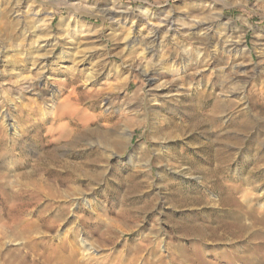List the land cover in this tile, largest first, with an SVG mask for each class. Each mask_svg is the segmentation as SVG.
<instances>
[{
	"label": "rangeland",
	"instance_id": "obj_1",
	"mask_svg": "<svg viewBox=\"0 0 264 264\" xmlns=\"http://www.w3.org/2000/svg\"><path fill=\"white\" fill-rule=\"evenodd\" d=\"M213 5L210 0H0V151L11 155L10 162L44 156L42 166L53 161L52 172L60 176L65 163L78 166L97 157V166L85 167L92 174L104 172L98 184L89 178L75 182L81 191L62 182L44 191L0 181V264H59L48 257L63 244L68 253L75 249L81 263L88 258V246L82 247L87 244L97 250L94 264H127L130 246L144 236L146 260L156 258L148 252L154 247L167 258L171 252L165 244L177 240L178 226L215 225L217 217L228 214L218 206L225 181L241 184L248 199L264 202V0L221 1L225 18L236 20L245 32V55L215 56L205 71L196 66V45L187 26L219 13ZM111 7L136 13L147 9L153 20L139 13L116 21L104 17ZM170 16L176 32L163 23ZM155 28L162 43L149 54L146 41ZM130 38L135 44L129 50ZM184 51L192 57L187 69ZM208 54V59L214 55ZM147 65L161 69L153 81L143 74ZM238 66L247 74L235 73ZM255 66L259 75L249 70ZM75 73L81 78L71 87L67 77ZM235 88L243 94L234 95ZM204 91L208 101L201 100L198 108L200 100L193 97H203ZM71 99L89 117L111 115V122L89 119L87 130L120 137L122 147L107 151L97 136L77 146L53 139V113L47 106L57 104L58 116ZM215 100L227 103L220 118L210 121ZM13 120L25 133L43 124V132L36 129L41 138L17 139ZM217 156L229 157L218 161ZM23 167L11 170L12 180ZM136 185L142 189L136 191ZM2 192L19 194L27 204L5 202ZM201 192L207 200L194 202ZM44 193L48 197L39 196ZM143 203L145 212L138 209ZM123 210L129 218L120 216ZM179 241L186 248L198 242ZM198 244L212 246L211 241Z\"/></svg>",
	"mask_w": 264,
	"mask_h": 264
},
{
	"label": "bare ground",
	"instance_id": "obj_2",
	"mask_svg": "<svg viewBox=\"0 0 264 264\" xmlns=\"http://www.w3.org/2000/svg\"><path fill=\"white\" fill-rule=\"evenodd\" d=\"M46 1L51 2L52 0H46ZM195 1L199 3L202 0H195ZM221 1L222 0H210V6L214 4L213 8L216 11H219V13H216V15L212 16L211 18H206L204 20H199V21L194 20L192 23L188 24L187 26L188 32H189L188 38L192 40L194 44L196 45L195 50H194L195 56H196V66H199L200 68L203 67L205 71L206 69L208 70V63L214 60L215 56H219L221 60L222 59L231 60V59H236L239 56L245 55V50H244L245 32L238 29V27L235 26V24L237 25L238 23L236 20H232V19L227 20L225 18L223 11L222 10L220 11L218 8L220 6ZM15 12L19 13V10ZM138 13L140 16L145 17L146 20H149V21L153 20V16H154L153 13H150V11H148L147 9L145 12H138ZM138 13L134 11H130V10H120V9L111 7V9L109 8L108 10L104 12V17H111V19H114L116 21V19H125V18L136 16ZM37 15L38 13L36 14V16ZM163 23L165 24L166 27H170L171 30L176 25L174 19H172L171 16L166 17L163 20ZM173 30H175L176 32L177 29H173ZM159 33H160L159 29L157 28L152 29L151 34L148 40L146 41V47H145L146 53H149V54L152 53L153 48H155V46L161 45L162 42L161 43L159 42ZM133 40L131 38L127 40L126 48H128L129 50L134 47L135 41ZM209 51H211V54L212 53L214 54L210 59H208L211 56V55L209 56L208 54ZM191 59L192 57H190L189 52L184 51L181 57V60L184 61L183 68L187 69L190 66L189 63ZM236 69L237 71L234 70L235 73L240 72L241 74H244V75L247 74L245 70H242V68L240 69L239 66ZM159 70L161 69L160 68L158 69V65H152V66L147 65L145 66L143 70V74L147 78V81H153L155 79L154 77L157 75ZM174 70H175V67H174ZM249 70H252L253 73L255 74L261 72L259 71V68H257L256 66ZM80 78L81 76L79 73L69 75L67 77L68 85L72 87L79 81ZM191 87L195 89V85L192 84ZM233 90H234L233 91L234 95L241 96L243 94L242 92L238 90V88L237 89L235 88ZM179 93L182 94L181 92ZM203 93H204L203 97L201 96L193 97V101L200 100L199 103H196L198 108L201 107V104H200L201 100L202 101L205 100V102L208 101L206 98H209V97H206L204 99L205 91ZM69 103H71L69 107L62 108L61 109L62 111L59 110L61 114L59 113L60 115L58 114V116L55 113L56 107L58 106L57 104H55V106L54 105L47 106L50 109L51 113H53L51 115L53 116V120H54L53 126L55 127L51 129V132L49 133V134L54 135L53 139H55L58 142H62L65 140V141H68L70 145L77 146L83 139H86L87 137H91V136H97L99 137L100 141L103 140L102 142H100V144L104 145V147L107 148V151L108 150L117 151V149L119 150L122 147V143L124 142V140L120 137L113 136L112 134L108 132H106L105 134H102V133H93L87 130L90 125L88 122L89 119L91 120L101 119L102 120L104 118L106 122H111L112 120L111 115L108 118H105L103 114L101 113V114H95L92 117H89L87 112L84 110L85 108L82 109L83 107L82 108L79 107L72 99L69 100ZM226 103L227 102L222 101V100H215L214 103L212 104L211 109L209 110V114L207 115V118H209L210 121L218 120L220 118V115L224 113L225 107H222V106ZM32 109H30L31 112H33ZM245 110H247L246 107L244 109L239 110V113H237L235 118H240L242 116V111H245ZM35 111H37V109ZM17 123L19 122L13 120L12 127L14 130V135L17 136V139L19 138L21 140H25L26 138L29 139L31 137L33 141H36V139L41 138L40 132L41 131L43 132V129H45V126L43 124H39V123L37 125L34 124L35 125L34 128L31 131H29L31 134H29V132L25 133L19 130L20 126L17 125ZM171 123H175V121ZM114 126L116 127V125ZM36 129H39L40 132L36 131ZM229 131H232V130H229ZM3 143L5 144L6 142H3ZM238 143L240 144V142ZM110 156L113 157L114 153H111ZM228 157L229 156H225V157L217 156L216 159L218 161H223L225 159H228ZM9 158H11V155L9 154L6 155L2 152V150L0 151V181L4 180L5 183L3 182L2 184L3 185L5 184L6 187H11V186L14 187V185L19 186V187L28 186L36 190L43 189L44 191H49L50 190L49 188H51L52 185L62 182L65 186L69 188L77 189L81 191L80 190L81 188H77L74 186L75 182H78V181L82 182L85 179L89 178L92 180L91 182H95V184H98L104 177L103 171L100 172L99 170V171H96V174H92L88 172V170L85 167L90 164L92 166L96 165L97 157L95 160L87 159V161L85 160L84 162H82L81 165H78V166H74L75 164L72 165L70 163H65L63 165V168H64L63 176L53 174L52 172L53 171L52 169L54 168L53 161H50L49 164L46 163V165L48 166H42L43 165L42 161H43L44 156H40V157L38 156L35 159H31V162H28V159L22 162H13V161L10 162ZM21 167H23L24 170L20 172L16 176L15 179L12 180L11 170L13 169L15 171H18V169H20ZM261 168L262 167L261 166L259 167V165H254L255 170L261 169ZM215 172H218V171H215ZM221 185H223L222 187H224V189L220 192L221 199L218 201L220 202L218 206L221 207L222 209L225 208L228 211V214L227 215L224 214L222 218L217 217L215 225H211V224L210 225H206V224L200 225L198 223L194 225L192 224L190 225L187 223L186 225L178 226L176 228L177 232L179 233L177 240L176 241L171 240L172 243L166 242L165 244L171 252L169 256L167 258L163 257L162 255L158 253V248L154 247L153 249H150V251H148L152 257H156L155 258L156 260L153 258L152 261L148 259L146 260V250H147L146 248L149 245V241L146 238V236H144L142 237L140 241H136L134 243V247L130 246L132 253H130L127 256L125 262L127 264H264V202L259 198L248 199L246 192L243 191L242 189L243 186L241 184L238 185V184H233L232 182L225 181V183ZM141 187H139L138 185L135 190L139 191ZM2 194H3L2 198L4 199L5 202L6 201L9 202L10 200H12L14 201L15 206L17 205L20 207H23L27 204L26 202L27 200L24 199V197L19 194L15 195V194H10L8 192L6 193L2 192ZM44 195L45 196L39 194V196L42 198L48 197L47 194L44 193ZM213 197H218V196L213 194ZM196 198L197 197L195 196L192 198L194 199V202L195 200L196 201L207 200L206 196L202 192L200 194V197L198 199ZM141 205L142 206L139 207L138 209L145 212L148 206L147 203H146L147 206H145L144 203ZM213 206L214 204L212 205V207ZM138 209L137 211L140 213L141 211H139ZM128 213H129L128 211L123 210L122 212H120V216L127 218L128 215H130V213L129 214ZM9 215L15 218L16 212H11ZM108 230H111V228H109ZM109 232L110 233H108V235L111 236L112 232L111 231ZM179 239L180 240H193V241H198L201 243L211 241L212 246H209L211 245L209 243V245H207L209 248H203L202 246H200V244H198V242H196V243H192L189 248H186L183 244H181V241H179ZM173 242H177V243L175 244ZM218 242L219 244L221 243L220 245H224L223 246L224 248H220L219 246H217L219 245ZM82 245H83L82 247L88 246L87 251L89 252V254L85 256L88 258L84 259L82 263L79 260H77L78 258H77L75 249L72 248L70 250V253H68L64 249V244L59 246L58 248L59 251L55 253L54 256L48 257V260L59 262V264H71V263L73 264H94L93 260L95 259L93 258L94 256L92 255H95L97 250L92 245L91 246L87 244H82ZM113 264H116V263H113Z\"/></svg>",
	"mask_w": 264,
	"mask_h": 264
}]
</instances>
